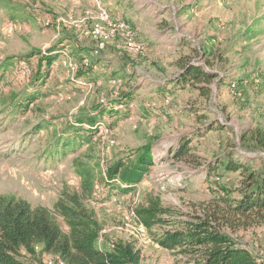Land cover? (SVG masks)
<instances>
[{
    "label": "rangeland",
    "instance_id": "374dc122",
    "mask_svg": "<svg viewBox=\"0 0 264 264\" xmlns=\"http://www.w3.org/2000/svg\"><path fill=\"white\" fill-rule=\"evenodd\" d=\"M263 17L264 0H0V194L51 210L62 192H81L76 165L106 171L151 145L156 163L134 193L107 199L97 179L98 190L84 201L105 245H138L125 220L135 199L205 216L218 196L236 198V175L208 178L204 165L229 150L264 170V151L241 142L244 132L264 130ZM249 31L255 34L244 39ZM219 55L226 62L210 69L226 83L212 84L208 98L173 84L179 61L206 67ZM42 57L55 60L48 67ZM6 58L13 67H3ZM38 69L43 80H36ZM108 107L118 115L109 116ZM97 108L105 113L92 143L56 154L57 142L74 137L71 127L86 131L84 120ZM186 136L196 162L170 154ZM164 228L142 239L140 264L184 262L153 241ZM222 230L264 262V222ZM22 259L45 264L42 257Z\"/></svg>",
    "mask_w": 264,
    "mask_h": 264
},
{
    "label": "trees",
    "instance_id": "16d2710c",
    "mask_svg": "<svg viewBox=\"0 0 264 264\" xmlns=\"http://www.w3.org/2000/svg\"><path fill=\"white\" fill-rule=\"evenodd\" d=\"M263 22L264 17L258 26ZM254 34V31H249L244 39ZM219 58L220 55L214 62L206 61V67L179 61V74L173 84L176 88L195 87L208 98L212 84L222 87L226 83L224 77L210 69L213 64L223 61ZM41 60H46L50 67L55 58L42 57ZM12 61L13 58H6L3 67H13ZM44 78L38 69L36 80ZM238 84L242 87L243 80ZM108 110L109 116L118 115L114 108L108 107ZM104 113L105 110L97 108L95 115H88L84 120L86 131L83 127H71L75 130L72 133L74 137L61 138L54 148L55 153L65 155L91 144L98 132L95 125ZM191 142L187 136L182 138L179 147L170 154L174 158H190L196 162L199 157L190 147ZM241 142L244 146L264 151V130L244 132ZM151 150V145H144L135 150L131 159L112 164L106 171H99V167L76 165V173L81 178V192H62L51 210L43 206L32 207L26 200L12 194H0V264H25L24 256L43 258L44 255L57 257L64 264H140L141 251L131 241L113 242L110 250L98 247L102 226L84 201L98 190L95 189L97 179L102 185L98 192L107 199L134 193L156 163ZM236 155L234 151L226 150L204 165L208 178L236 175L234 193L237 197L228 201L226 197L218 196L211 214L181 213L163 207L157 199H150L145 207L142 204L136 207L135 213L148 231L157 226L165 227L153 237V241L174 257L185 259L175 264H264L222 230L224 226L248 227L253 222H264V170L253 169L250 161L241 160V156L234 159ZM172 217L177 219L172 221Z\"/></svg>",
    "mask_w": 264,
    "mask_h": 264
},
{
    "label": "built area",
    "instance_id": "2783aa9c",
    "mask_svg": "<svg viewBox=\"0 0 264 264\" xmlns=\"http://www.w3.org/2000/svg\"><path fill=\"white\" fill-rule=\"evenodd\" d=\"M98 18L100 20H104L106 18L105 11H103L102 9H99ZM121 28H125V25H121ZM95 31L97 33L99 32V27L98 26H96ZM76 83L79 86H84V83L82 81H76ZM230 88L234 90L236 88V84L235 83L231 84L230 85ZM165 100L167 102H170L171 101L170 96L166 97ZM101 124L102 123H100V122L97 123L95 125V128L97 130H101V126H102ZM140 204H141V200L139 198L138 199H135V201H134L135 208L137 206H139ZM125 220H126V229H127V233L129 235V237L132 238V239H135V240L139 241L137 247L136 246L135 247L137 249H139L141 251V253H142V251H143L142 248L145 247V246H142V244L144 245V242L142 241V239L144 237H146V235L148 233V229L141 223V221L137 217V215L135 213V209L129 213V215L125 218ZM100 241H101V232H100V235H99V238H98V241H97V244L98 245H99V242ZM242 247H244V246H242ZM244 248H246V247H244ZM43 258L45 259V264H64L57 257H53V256H49V255H44ZM259 261H261V260L259 259Z\"/></svg>",
    "mask_w": 264,
    "mask_h": 264
},
{
    "label": "crops",
    "instance_id": "0c3cea01",
    "mask_svg": "<svg viewBox=\"0 0 264 264\" xmlns=\"http://www.w3.org/2000/svg\"><path fill=\"white\" fill-rule=\"evenodd\" d=\"M162 94H163L164 98L170 96L171 101H172V96H171V93H170V92L167 91V92H164V93H162ZM98 221H99V220H98ZM99 222H100V221H99ZM135 246L137 247V245H135ZM98 247H99L100 249H102V250H110V247L107 246V245H105V243H104V241H102V239H101V241L99 242ZM141 255L143 256V251H142Z\"/></svg>",
    "mask_w": 264,
    "mask_h": 264
}]
</instances>
